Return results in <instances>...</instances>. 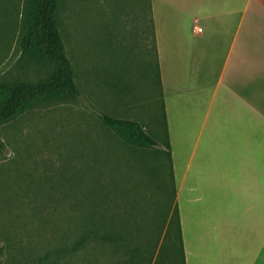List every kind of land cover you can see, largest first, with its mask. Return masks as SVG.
Segmentation results:
<instances>
[{"label": "rangeland", "instance_id": "obj_1", "mask_svg": "<svg viewBox=\"0 0 264 264\" xmlns=\"http://www.w3.org/2000/svg\"><path fill=\"white\" fill-rule=\"evenodd\" d=\"M27 4L0 0V81L47 74L21 49ZM57 21L81 96L42 100L0 126V264H48L79 227L97 224L137 239L145 252L137 264H163L170 221L175 238L164 144L141 163L101 119L163 131L148 0H63ZM91 253L102 264L124 260L109 247Z\"/></svg>", "mask_w": 264, "mask_h": 264}, {"label": "crops", "instance_id": "obj_2", "mask_svg": "<svg viewBox=\"0 0 264 264\" xmlns=\"http://www.w3.org/2000/svg\"><path fill=\"white\" fill-rule=\"evenodd\" d=\"M186 264L264 254V0H150Z\"/></svg>", "mask_w": 264, "mask_h": 264}, {"label": "trees", "instance_id": "obj_3", "mask_svg": "<svg viewBox=\"0 0 264 264\" xmlns=\"http://www.w3.org/2000/svg\"><path fill=\"white\" fill-rule=\"evenodd\" d=\"M62 1L28 0L20 38L21 49L25 55L46 68L47 74L37 81H0V126L25 113L42 100H74L81 96L75 81L74 67L68 57L57 21V12ZM148 7L150 16V0H148ZM154 54L161 91L159 64L155 50ZM161 103H163L162 98ZM162 115L164 126L158 137L155 135V132H158L157 129L149 132L135 120L112 116L108 113H101V119L103 125L114 131L122 141L123 148L133 156L136 155L141 163L151 164L148 159L146 161L140 157L163 142L162 148L166 151L165 157L169 164L170 146L163 104ZM171 181L173 184L172 179ZM173 216H175V238L171 234L173 225L170 221L158 259L163 260V264H176V262L186 264L179 213L176 207ZM76 237L71 246L63 247L62 253L56 255L48 264H69L73 259H76L74 264H102V260L93 256L91 250L104 247H109L122 259L124 258L122 264H137L144 258L145 252L138 240L127 239L122 233L116 232L111 225H82L78 228ZM175 255L178 258L176 262Z\"/></svg>", "mask_w": 264, "mask_h": 264}]
</instances>
